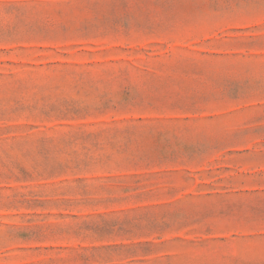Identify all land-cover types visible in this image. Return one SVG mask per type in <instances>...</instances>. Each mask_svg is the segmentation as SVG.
Wrapping results in <instances>:
<instances>
[{"label":"rangeland","instance_id":"obj_1","mask_svg":"<svg viewBox=\"0 0 264 264\" xmlns=\"http://www.w3.org/2000/svg\"><path fill=\"white\" fill-rule=\"evenodd\" d=\"M0 264H264V0H0Z\"/></svg>","mask_w":264,"mask_h":264}]
</instances>
